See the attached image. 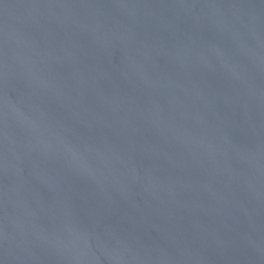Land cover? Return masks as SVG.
Here are the masks:
<instances>
[{
  "label": "water",
  "instance_id": "95a60500",
  "mask_svg": "<svg viewBox=\"0 0 264 264\" xmlns=\"http://www.w3.org/2000/svg\"><path fill=\"white\" fill-rule=\"evenodd\" d=\"M0 264H264V0H0Z\"/></svg>",
  "mask_w": 264,
  "mask_h": 264
}]
</instances>
